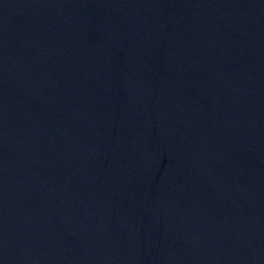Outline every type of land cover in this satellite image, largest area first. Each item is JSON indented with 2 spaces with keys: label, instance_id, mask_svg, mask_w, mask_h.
Returning <instances> with one entry per match:
<instances>
[{
  "label": "water",
  "instance_id": "1",
  "mask_svg": "<svg viewBox=\"0 0 264 264\" xmlns=\"http://www.w3.org/2000/svg\"><path fill=\"white\" fill-rule=\"evenodd\" d=\"M0 264H264V0H0Z\"/></svg>",
  "mask_w": 264,
  "mask_h": 264
}]
</instances>
